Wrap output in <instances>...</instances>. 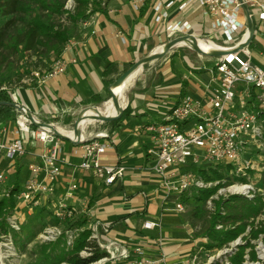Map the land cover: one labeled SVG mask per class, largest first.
Returning <instances> with one entry per match:
<instances>
[{"label": "built area", "instance_id": "2783aa9c", "mask_svg": "<svg viewBox=\"0 0 264 264\" xmlns=\"http://www.w3.org/2000/svg\"><path fill=\"white\" fill-rule=\"evenodd\" d=\"M128 2L134 11L149 6L152 23L168 38L191 37L194 40H204L209 46L202 50L221 52L214 59L215 64L211 69L214 74V86L205 102L185 95L171 106L158 122L145 127L150 140L146 149L150 158L146 172L158 176L159 187L165 190L166 194L178 195L208 189L212 185L200 174L203 170L195 172L189 167L191 165L217 162L229 169L228 176L233 180L235 177H243L248 168L256 166L253 160L255 154L257 157H264V54L257 63L251 50L252 43L254 46L264 44V0ZM243 5L246 6L253 23L251 36L247 29ZM196 12L200 17L198 29L189 19V16ZM86 22L83 20L81 24L85 25ZM74 45L75 42L69 39L61 53ZM184 45V42L180 41L173 48ZM68 62L73 63L75 59H69ZM67 64L59 56L52 61L48 70L34 71L33 80L36 83H45L48 79L63 74ZM20 112L21 115L14 121L13 126L0 123V157L12 169L22 167L23 159L29 158L26 164L29 175L23 183L18 182L15 186L14 181L7 183V173L0 167V199L9 197L14 201H24L29 206H38L54 192L59 176L67 167L72 171L91 172L104 186H110L122 179L124 166L100 162L101 157L110 148V142L104 139L106 134L80 138L76 143L80 161L73 164L63 154L62 138L45 126H35L33 122L38 120L33 121L24 111ZM68 137L75 140L72 135ZM27 143L38 145V151L27 149ZM230 187H233L235 192L246 191L243 194L247 198H251L250 190L255 189L249 184H232ZM76 188V183H71L64 196L55 204L52 214L59 222L75 215V208L69 205L65 198H69ZM171 210L180 212L183 210V204L178 202ZM157 225L146 220L142 227L152 229ZM60 229L59 225L47 226L40 238L45 241L54 240L61 235ZM89 229L91 230V227ZM69 233L66 245L72 246L73 237L76 236ZM90 238L98 243L97 234L92 230ZM141 253V249L135 247L134 257L129 264H152L143 258ZM88 254L85 250L80 252L81 256ZM124 254L126 255V252L121 253L122 256ZM103 258L99 259L98 263Z\"/></svg>", "mask_w": 264, "mask_h": 264}, {"label": "crops", "instance_id": "0c3cea01", "mask_svg": "<svg viewBox=\"0 0 264 264\" xmlns=\"http://www.w3.org/2000/svg\"><path fill=\"white\" fill-rule=\"evenodd\" d=\"M107 1L104 5L105 13L91 14L86 19V24H81L79 32L70 38L75 45L60 55L68 63L63 74L50 78L45 83H34L16 89L13 93L9 92L12 102L23 106L39 122L71 132L79 116L78 107L94 106L108 101L109 86L130 67V63L140 60L141 54L148 55L171 40L152 23L149 6L134 11L128 0ZM189 19L198 29V12L189 16ZM161 34L164 39L156 42L155 38ZM254 47L256 53H253V58L258 63V59L264 54V44L259 43ZM181 49L189 48L186 45L177 46L172 48L169 54L177 52L176 55L181 56L182 53H178ZM189 50L196 54L198 62L201 58L216 57L200 55ZM73 58L75 62H68ZM198 62L192 64L196 65ZM108 64H113L115 71L105 76L103 71ZM164 64L160 66L161 76L153 91L149 92L147 85L135 87L133 96L124 107H127L126 114L118 124L111 127L107 124L109 122L91 119L85 122L81 129L80 138L83 139L106 134L104 139L110 142V148L101 157L100 162L124 166L122 179L110 186H104L91 172L72 171L67 167L59 176L54 192L43 200V207L53 210L68 186L76 183V190L69 198L66 197L65 201L75 208V214L84 213L87 216V227H91L97 234L96 244L107 253L100 263L97 260L93 264H129L134 257L135 247H139L141 256L152 264L199 262L197 254L203 245L197 244L200 237H194L193 231L196 227L193 228L185 217L187 206L183 205L180 212L171 210L178 202L184 204L181 196L189 195L166 194L165 190L159 187L158 176L146 172L150 163L146 153L150 140L145 127L158 122L165 112L185 95L205 102L207 96L212 93L214 74L211 72L212 68L203 70L198 66L184 64L186 67L183 68L188 70V74H180L182 77L179 81L171 69L162 70ZM174 66L172 67L176 72L185 71ZM106 80L111 82L108 86L104 85ZM28 90L36 93L32 103H29L31 109L26 108L25 102L29 101L23 95ZM92 96H97L101 101L85 103ZM125 96L126 102V92ZM16 111L18 114L13 120L3 123L13 126L14 121L21 115L19 110ZM57 113H64V118H58ZM91 121L97 125L89 129ZM64 143L62 151L66 159L77 164L80 161L77 144L67 140ZM26 145L27 149L32 151L39 149L38 145ZM28 161L29 158H25L21 162L22 167L12 169L18 182L19 174ZM6 165L4 160L0 167L4 168ZM15 178L12 181L15 182ZM51 215V218L55 219L53 214ZM146 220L158 225L152 229H144L142 224ZM122 252H126V255L122 256ZM193 258L195 260H192Z\"/></svg>", "mask_w": 264, "mask_h": 264}, {"label": "rangeland", "instance_id": "374dc122", "mask_svg": "<svg viewBox=\"0 0 264 264\" xmlns=\"http://www.w3.org/2000/svg\"><path fill=\"white\" fill-rule=\"evenodd\" d=\"M61 1L64 2L63 10H65L66 13H63L62 16L57 17L54 23H59L68 26L69 22L65 19V17L72 14L73 3L71 0ZM105 1L107 0H103L101 2V5ZM117 1L122 2L124 0ZM78 30L79 27L75 32H79ZM76 33L74 34L76 35ZM155 39L156 42L162 41L164 39L163 34L156 37ZM12 43L13 39L8 43V46L3 47L0 51V89H4L11 93H13L16 89H21L32 85L34 83L32 73L34 71L42 72V69L46 68L50 63V60L53 59V56L45 57L39 56L35 54V52H27L22 49L21 45L18 47H12ZM251 50H253V53H256L254 52V43L251 44ZM169 52H167L164 57L152 60L142 66L141 72L138 74V76L127 85V100L125 103L121 104V108L124 109V107L127 105L128 101L133 96V90H135V87L147 85V89L149 90V92L154 90V88L158 85L159 77L161 76V72L159 71L160 66L164 64V62L166 63L164 64L162 70L171 69V71H173L175 77H177L179 81L182 77L180 76V74H188V70L183 68V66L185 65L198 66L200 69L204 70L213 68L215 64L214 59L206 57L199 59L198 62L196 54L190 52L189 49L179 50L178 53L181 52V56H178L179 54L176 55L177 52L172 54H169ZM145 55L146 54H141L139 58L141 59ZM197 62L198 64L196 65L192 64ZM173 65H175V68L178 69L180 67L185 71L176 72V70H174L172 67ZM23 95L26 96L27 100L29 101L25 102L26 108L31 109L29 103H32V100L34 99L36 93H33L32 91L28 90L27 92H24ZM106 101L94 106L102 107L104 106V103ZM88 107L90 106H82L80 108L78 107V114H80L85 108ZM57 115L60 119L64 118V113H57ZM96 125V122L91 121L88 125V128L92 129ZM64 142L65 140L62 139V143ZM253 158V160H255L256 166L248 168L247 171H245V175L241 177L243 179L235 177V180H233L232 178V180H229L228 178H216L215 180H207L212 183L210 188L218 185L219 186L206 199V201H203L202 205L193 201L183 204L187 206L185 217L188 218L189 224H191L192 227L194 226L193 228L196 227L193 231L194 235L197 234L200 237L197 244L201 243L202 245H204L208 242L207 237H201L200 235H204V229L208 226L209 217L207 215H211L216 212V203L220 201L226 202L231 198H240L247 201H253L255 197H260L264 201V157H257V154H255ZM3 163L4 160L2 157H0V164ZM189 164L190 163H188V165ZM189 167L195 172H197L198 170H203L205 173H207L208 171H210L209 169H216L218 173L224 175L230 174L229 169H227L226 166L222 167L221 164L217 162H204L203 164L191 165ZM3 171L7 173V183L11 182L15 178V172L12 170L10 165H6L3 168ZM28 175L29 173L26 169V166H24L19 174V182L23 183L28 177ZM209 175H211V171ZM260 179H262L263 182H260ZM232 184H237L238 186H244L249 184L253 186V188L255 189L250 190L249 192L251 198H247L246 195L243 194L246 191H244L243 193H239L238 191L235 192L233 190V187H230ZM8 198L9 197L5 199ZM43 204V200L38 206H29L28 203L24 201L15 200L14 206L10 209L7 208L6 211H4L3 214L0 216V264H49L46 258L44 257V253L46 252L48 246L58 241H63V243H65V246H67L66 243L70 234L69 232L77 236L78 233L81 231L80 228L68 227L69 225L66 224V221H75V218L80 214L77 213L63 222H59L57 220L56 224V221L51 218L53 210H47L43 207ZM218 213L220 214V216H225L226 208L223 206V204L220 206ZM263 219L264 207L261 209L260 215L255 218L254 221H252V224H249L246 227L245 232L236 237L234 240H231L230 242H227L226 244H223L222 246L215 248L212 251H209L204 246H200L201 249L198 251L197 254V260L199 261L197 262V264H232L231 259L238 251V247L242 245L244 246L246 243L252 245V250L254 251L257 260L249 259L248 252L250 248H246L242 256L241 264H264V245L262 242L264 235L260 234L257 238H253L250 235L251 228L255 229L258 226L259 222ZM52 225L60 226L61 235L51 241L42 240L40 238V234L42 233L43 229L47 226L50 227ZM222 228L223 225L219 223H217L215 226L216 230H220ZM75 238L76 237H73V242Z\"/></svg>", "mask_w": 264, "mask_h": 264}, {"label": "trees", "instance_id": "16d2710c", "mask_svg": "<svg viewBox=\"0 0 264 264\" xmlns=\"http://www.w3.org/2000/svg\"><path fill=\"white\" fill-rule=\"evenodd\" d=\"M102 1L103 0H72L73 12L65 17L69 22V25L65 26L63 24L54 23L57 17L66 13V11L63 10L64 2L61 0H0V51L3 47L8 46V43L13 39L12 47L21 45L22 49L27 52H35V54L45 57L53 56L49 65L42 69L46 71L50 67L52 61L60 56L63 47L67 41L75 35V31H77V28L81 25L83 20L88 19L89 16L95 12L105 13L104 5L106 1L101 5ZM131 65L132 63H130L128 67ZM113 71H115V66L113 64H108L103 73H105L104 75L106 76ZM104 82L105 86L111 83L108 80ZM34 83L36 82L34 81ZM100 101L101 99L97 96H92L90 99L86 100L85 103H96ZM0 102H12L8 91L0 89ZM7 103H0V123L13 120L18 114L16 109ZM126 110L127 107L122 111L121 116L117 120L107 124L114 127L125 116ZM32 127L34 128V126ZM209 170L211 171V175H209L210 171L207 173L204 171L200 172L202 177L206 180H215L216 178H228L232 180L228 175L218 173L216 169ZM15 175H17V172ZM259 181L263 182L262 179ZM14 183L15 186L18 185L17 177ZM218 186L191 191L190 194H186L189 196H181V201L183 203L193 201L202 205V202L206 201ZM222 204L226 208L225 216H220L218 213ZM13 206V198L0 199V216L7 208L10 209ZM216 207L217 210L214 214L207 215L209 217L208 226L204 229V235H200L201 237H207L208 242L203 246L209 251L234 240L244 233L246 227L252 224V221L260 215L261 209L264 207V201L260 197H255L253 201L231 198L226 202L220 201L216 203ZM55 221L57 224V220ZM87 223L88 219L85 214L77 216L75 221H66V224L69 225L68 227L80 228L81 231L76 236L72 246H65L63 241H58L48 246L44 253V257L49 264H90L107 256L105 250L101 249L96 244L95 240L90 238L91 230L87 227ZM217 223L222 224L223 228L216 230L215 226ZM260 234L264 235V219L259 222L255 229L251 228L250 230V235L253 238H257ZM194 237L199 236L195 234ZM262 242L264 245V237ZM246 248H250L248 252L249 259L257 260L252 250V245L246 243L244 246L238 247V251L231 259L232 264H241L242 256ZM82 250L89 252V254L81 256L80 252Z\"/></svg>", "mask_w": 264, "mask_h": 264}, {"label": "water", "instance_id": "95a60500", "mask_svg": "<svg viewBox=\"0 0 264 264\" xmlns=\"http://www.w3.org/2000/svg\"><path fill=\"white\" fill-rule=\"evenodd\" d=\"M243 8V12H244V15H245V21H246V25H247V29H248V32H249V35L251 36L252 33H253V23L249 17V14L247 12V8L245 5L242 6ZM180 41H183L184 44L191 50L197 52L198 54L200 55H205V56H218L221 54L220 51H204L200 48H198L196 46V43H195V40L193 38H189V37H183V38H174V39H171L169 41H167L166 43L162 44L160 47H161V52L159 54H153V53H150L146 56H144L143 58H141L140 60H137L135 63H133L127 70H125L108 88V93H109V99L112 100L113 104L118 108V113L115 115V116H112V117H107V116H96L94 117V121H97V122H110V121H114V120H117L121 114H122V111H123V108H120L119 107V104L117 102V100L115 99V97L112 95L111 91H110V88L111 86L115 87V86H118L119 84H121L135 69L137 68H142V66H144L146 63L152 61V60H155V59H158L162 56H164L167 52H169L175 44H177L178 42ZM0 103H7V102H0ZM7 104H10L12 105L16 110H19V111H24L26 113V116L29 118V119H34L32 117V115L27 112V110H25V108L23 106H20V105H17L13 102H10V103H7ZM81 116V113L79 114V116L76 118V121L71 129V134L72 136L75 138V140H72L70 139L68 136H65L63 134H60L58 131H56V129L54 128V126L50 125V124H45V123H41V122H35L34 120V125L35 126H45L47 127L50 131H52L54 134H56L57 136H59L60 138L64 139V140H67L69 142H72V143H77L79 142V139L81 137V130H79L78 128V121H79V118Z\"/></svg>", "mask_w": 264, "mask_h": 264}, {"label": "bare ground", "instance_id": "6f19581e", "mask_svg": "<svg viewBox=\"0 0 264 264\" xmlns=\"http://www.w3.org/2000/svg\"><path fill=\"white\" fill-rule=\"evenodd\" d=\"M196 46L200 49L207 48L209 43L204 40H195ZM161 52V47L156 48L154 51H152L153 54H159ZM141 72V68L135 69L121 84L118 86L112 87V95L117 100L119 107L121 108V104L125 102L126 96V87L127 85L132 82L138 74ZM106 109H105V108ZM104 107H94L90 106L86 109H84L81 112V116L78 121V128L79 130L82 129L85 122H88L91 119H94L96 116H107L112 117L115 116L118 113V108L113 104L112 100H108L104 103ZM109 109V110H107ZM56 131H58L60 134L71 136V132H67L65 130L56 128ZM264 257V253H263Z\"/></svg>", "mask_w": 264, "mask_h": 264}]
</instances>
